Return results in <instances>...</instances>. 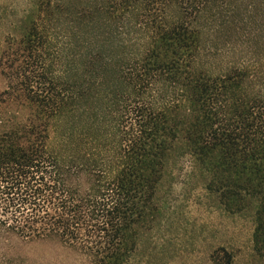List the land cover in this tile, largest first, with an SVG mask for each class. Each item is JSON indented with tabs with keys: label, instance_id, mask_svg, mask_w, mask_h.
<instances>
[{
	"label": "trees",
	"instance_id": "1",
	"mask_svg": "<svg viewBox=\"0 0 264 264\" xmlns=\"http://www.w3.org/2000/svg\"><path fill=\"white\" fill-rule=\"evenodd\" d=\"M172 1L50 2L70 17L73 49L62 54L46 22L26 32L0 94V264L25 263L22 246L47 241L89 264H127L159 210L161 172L185 155L224 172L226 208L257 202L252 252L264 264V91L245 89L257 75L249 65L203 69V30L170 18ZM209 1L178 3L199 17ZM89 114L90 124L61 127Z\"/></svg>",
	"mask_w": 264,
	"mask_h": 264
},
{
	"label": "rangeland",
	"instance_id": "2",
	"mask_svg": "<svg viewBox=\"0 0 264 264\" xmlns=\"http://www.w3.org/2000/svg\"><path fill=\"white\" fill-rule=\"evenodd\" d=\"M59 1L0 0V94L8 85L4 66L21 62L18 53L25 46L21 41L31 27L46 22L51 52L62 54L66 47L73 49L70 17L48 11L50 2L55 7ZM253 1L210 0L199 17L191 15L192 9L183 11L178 0L168 7L170 18L184 16L203 30L199 56L203 69L223 72L236 65L256 69L257 75L251 73L244 83L251 93L264 91V10L256 11ZM48 15L52 21H42ZM101 106L103 102L99 101L93 107L99 111ZM93 120L91 114L76 115L61 127L70 123L87 125ZM202 165L197 166L191 155L171 157L154 194L159 210L140 229L139 248L127 264H227L223 247L233 255L230 264H263L252 252L257 202L250 199L241 206L234 201L232 208H226L219 191L226 175L216 166L212 172ZM217 252L220 260L214 258ZM21 253L27 258L21 264H89L83 254L56 241L23 245Z\"/></svg>",
	"mask_w": 264,
	"mask_h": 264
}]
</instances>
